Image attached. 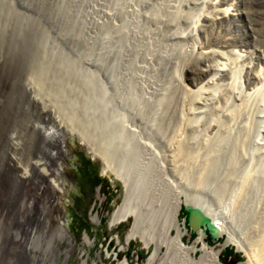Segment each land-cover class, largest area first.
<instances>
[{
    "label": "rangeland",
    "instance_id": "rangeland-1",
    "mask_svg": "<svg viewBox=\"0 0 264 264\" xmlns=\"http://www.w3.org/2000/svg\"><path fill=\"white\" fill-rule=\"evenodd\" d=\"M201 4L0 0V264H148L157 249L155 239L149 249L143 239L119 251L122 245L113 238L119 235L124 243L128 222L107 230L103 240L91 236L95 228L58 221L60 199L55 205L53 199L59 193L41 188L48 184L43 176L42 185L31 181L35 161L28 159L35 148L29 124L33 121L35 129L48 112L58 117L64 133L78 137L89 156L98 150L88 143L89 112L104 118L101 133L104 123H112L123 144L128 142L132 161H127L151 176L143 193L147 203L158 199L167 210L183 191L178 220L186 246L203 230L192 233L187 227L185 205L227 233L213 240L205 231L211 247L220 249L232 238L247 252L230 244L221 251L220 264H264V0H207V21L189 33ZM229 8L235 13L230 18L219 15ZM237 51L249 65L247 75L241 66L233 67ZM103 91L111 101L103 100ZM31 96L40 103H31ZM140 140L145 148L135 144ZM95 161L102 172L107 168L117 175V163ZM7 162L20 178L24 168L29 172L11 196L10 179L1 176L9 173ZM108 177L121 200V184ZM130 198L125 195L117 209L130 203L137 207L139 199ZM85 232L91 246L83 243Z\"/></svg>",
    "mask_w": 264,
    "mask_h": 264
},
{
    "label": "bare ground",
    "instance_id": "bare-ground-1",
    "mask_svg": "<svg viewBox=\"0 0 264 264\" xmlns=\"http://www.w3.org/2000/svg\"><path fill=\"white\" fill-rule=\"evenodd\" d=\"M200 1L202 2L200 14L194 19L193 22H191L192 24H191L189 33L190 32L193 33L195 31L199 30V26H200L201 21H205V22L207 21V17H205L203 15V13H204L203 10L207 7L206 6L207 0H200ZM234 14H233V11L230 10V8L225 10V11L219 12L220 16H224V19H226L225 17L230 18ZM93 55H95V54H93ZM233 58L235 60L234 66H233L234 69H236L237 65H239V66H241V68H240L241 72H243L244 74L247 75L248 71H249V65H248L247 61L244 59L242 52L241 53L238 51L235 52V55ZM51 62H52V60H51ZM103 63H104V61H103ZM99 66H101V65H99ZM99 66H97V67H99ZM111 66H113L112 68L115 67L113 64ZM115 72H116V70H115ZM241 75H242V73H241ZM29 91L31 92L32 90L29 89ZM155 95H156V93H154V96ZM102 97H103V100L105 98L107 101H111V99H112V97L110 96L108 91H103ZM71 100H73V99H71ZM119 100L121 101V99H119ZM30 101H31V103H33L35 105H38L40 103V101L38 99L34 98L33 96L30 97ZM80 105H83V104L75 103L74 107H76L79 110L83 109V108H81ZM42 107H44V106H41V110H42ZM119 107H120V105H119ZM86 109H85V111H86ZM129 109H131V108H129ZM62 110L64 111L63 107H62ZM86 112H88V111H86ZM83 113H85V112H83ZM85 115H87V113ZM89 115H88L89 116L88 120H89L90 126H92V128H91L92 129L91 130L92 135L90 134L89 138L86 136V138H88V140H89V141L88 140H86V141H88V143L89 142L92 143V146L98 148V150L96 149L97 152H95V153L93 152L91 157H93L94 159H98V160L101 159L103 161H110V162L117 163L119 165V169L116 171L117 175L114 174L112 170H107V168H105L106 171H103L102 174H104L106 176L112 175V176H115L117 178L123 179L122 185L125 189L124 196L126 195L128 198L131 197L130 199H132V198L139 199L137 207L132 206V204L130 203L127 206H123L122 208L117 209L114 216H113V221L110 222L108 227H107L108 231L111 232L113 229H116L122 223H126L127 221L131 220V226L125 235L124 243H121V239L119 238V235H116L113 238L114 240L117 241L119 247H120V245H122L119 248V251H123V252L126 251L129 248V244L132 241L133 242L136 240L141 241L144 239L146 241V245L144 247L145 249H149V243H152L155 240L157 241V249L154 252V254L149 258L148 264H220L219 256H220L221 251L225 247H227L228 245L233 244V243H235L234 245L236 246L237 252H240L244 255H247V252L245 251V249L243 247H241L238 243L236 244V242H234V240L232 238H230V239L227 238L220 249H215V248L211 247L207 242L206 234L204 233V231H199L198 236L195 239V241L193 242V244L190 246H186L184 243V235H185L184 225L181 226V224L178 220L179 212H180L182 206L184 205V203H183L184 192L181 191L183 194L178 193V194H176V196H174V198L171 200L169 207L166 208L167 210L164 209L165 208L164 203L159 202L158 199H157V201H155L153 203H151V202L147 203L145 198H144L145 194H143V193L145 190L144 188L146 187V185H149V183L151 181V176L150 175L148 176L147 174H145V172L143 171V166H139V168H137L135 166H132L131 163L127 161L128 158H130L129 156H127V153L129 151L127 152L126 146H125L128 142L126 144H123V143H125V140H123V141H122V139L120 140V137L118 136V134L115 131V127L112 128L113 127L112 123H106V124L104 123V131H103V133H101V127L103 126L102 121H104L103 120L104 118L103 119H99V118L96 119L94 117L95 114L90 113V112H89ZM99 117H101V116H99ZM150 117H151V115H150ZM46 118H51L54 121H56L59 128H61L63 130V126L60 123V121L58 120V117H56V116L53 117V115L50 112H48ZM109 120L111 121V119H109ZM82 121H83V118H82ZM142 121H143V119H142ZM111 122H113V121H111ZM155 124H156V126L159 125V124H157V122H155ZM129 131L130 130H128V132ZM131 133L129 135L132 136V134H134L135 132L132 134ZM136 134H134V138H135ZM65 135L71 136V137L75 136L72 133H65ZM138 136H140V135H138ZM116 137H119V138H116ZM96 140H97V142H96ZM142 140H140V142L135 141V144L140 148H145L141 142ZM130 141L134 142L133 139H130ZM130 141H129L128 146H130ZM85 145H88V144L85 143ZM136 145H134V147H136ZM171 145L172 144H170V147H172ZM166 148H167V145H166ZM132 155H135V154H132ZM153 155H154V153H153ZM154 157L158 158L157 154H155ZM132 158L134 159V157H132ZM130 161H132V159ZM155 161H158V160L155 159ZM126 163H127V166L130 163V166L127 168L123 166V164H126ZM117 164H115V165H117ZM115 165H113V166H115ZM32 167L34 169H37L42 174L41 176H43L47 180L48 185H50V186L53 185V187L56 188L57 190L60 189V187L58 185V181L52 179L51 175H49L48 170L45 169L44 166L39 165L38 161L33 162ZM109 169H110V167H109ZM130 170H132V172L136 173L135 176H133L132 174H128ZM160 173H162L163 175H166L165 170L162 166L160 167ZM28 177H29V172L26 170V168H24L23 175H22L21 179L22 180H28ZM33 179L34 178H32V180ZM41 180H42L41 183L42 182L46 183V181L43 178ZM162 180H163L162 182L164 183V185L167 188V179H162ZM154 183L156 184V182H154ZM156 192L157 191H155L154 193H156ZM165 192H164V194H165ZM124 196H123V198H124ZM123 198H122V200H123ZM154 200H156V198H154ZM60 227H65V226L60 225ZM217 235L219 238H222L223 236L224 237L227 236V233H225V230H223V228H220V229H218ZM144 236H146V237H144ZM83 243L86 244L87 246H91V244H90L91 242L88 240V234L87 233H84ZM262 245H263L262 247H264V238L262 240ZM161 249H164L165 253L159 254V251ZM106 256L109 257V255H106ZM261 257L264 260V250L261 253ZM261 257L258 256L257 258H261ZM83 263L85 264V262H83ZM121 264H126V262L124 261Z\"/></svg>",
    "mask_w": 264,
    "mask_h": 264
},
{
    "label": "flooded vegetation",
    "instance_id": "flooded-vegetation-1",
    "mask_svg": "<svg viewBox=\"0 0 264 264\" xmlns=\"http://www.w3.org/2000/svg\"><path fill=\"white\" fill-rule=\"evenodd\" d=\"M50 169L53 170L52 175L58 180L61 188L59 195L53 199L54 205L57 202L55 199H60L58 221L73 228H95L91 234L94 239L107 237V227L121 204L123 192L119 200L117 188L106 176L100 174L97 164L85 157L79 148L75 149L68 143L63 151L56 154ZM43 188L45 191L57 190L48 184ZM99 195L102 197L100 202ZM127 222L130 225L131 220Z\"/></svg>",
    "mask_w": 264,
    "mask_h": 264
},
{
    "label": "water",
    "instance_id": "water-1",
    "mask_svg": "<svg viewBox=\"0 0 264 264\" xmlns=\"http://www.w3.org/2000/svg\"><path fill=\"white\" fill-rule=\"evenodd\" d=\"M56 26H54V27H56ZM58 27H59V25H58ZM56 28H54V29H56ZM31 31H36V29H32ZM38 109H39V107H38ZM41 118H42V121L35 124L36 125L35 129L34 128L32 129L33 121L29 124L30 132L32 133V137H33L32 140L35 142V144H34L35 148H33L32 153L28 159L32 160V161H38L39 165L44 166L45 169L48 170L49 175H51L52 177L54 176V175H52L53 170L50 169V165L53 163V160L55 159L56 154L59 153L60 151H63L64 146L67 143L71 146H75V144L77 143L80 146L79 150L81 152H83L85 157L89 158V160L92 162H96L95 160H98V159H94L93 157L88 155L83 144H81L79 142L78 137H76V136L71 137V136L65 135L64 130L59 128L58 124L53 119L44 118V117H41ZM74 139H75V141H74ZM5 167L9 169V173L3 172V174L1 176L3 177L4 180L8 179V177H9V179H10L9 186L11 189L9 191V195L11 196L15 192L17 184L20 183L21 178L17 174L19 172V170L13 168V166L11 164H9L8 162L5 163ZM99 171H100V174L102 176H106V175L102 174V169H100ZM31 176L34 178L31 181L35 182V184H41V181H42L41 180L42 179L41 173L37 169H35L32 172ZM106 177L108 178V180L111 183L113 182L111 179H109L108 176H106ZM113 179L118 181L121 184L122 192H123V196H124L125 189L122 185V180H120L119 178H117L115 176H113ZM42 186H44V185H42ZM41 188L43 189V187H41ZM57 191H59V190H57ZM9 195L7 196L8 199H9ZM12 205L16 206V204L14 205V203ZM183 211L186 212V214H187L186 224L192 233H195L198 229H202L204 232L207 231V233L211 239L217 240L219 238L217 235V233H218L217 225L213 224L210 221V219L207 216L203 215V213L199 209L192 208L190 206L185 205L183 208ZM229 264H231V263H229Z\"/></svg>",
    "mask_w": 264,
    "mask_h": 264
},
{
    "label": "trees",
    "instance_id": "trees-1",
    "mask_svg": "<svg viewBox=\"0 0 264 264\" xmlns=\"http://www.w3.org/2000/svg\"><path fill=\"white\" fill-rule=\"evenodd\" d=\"M183 212H184V211H183ZM184 213L186 214V212H184ZM186 216H187V214H186ZM186 219H187V218H186ZM225 254H226L227 256H235V255L232 254V252H228V251L225 252Z\"/></svg>",
    "mask_w": 264,
    "mask_h": 264
}]
</instances>
